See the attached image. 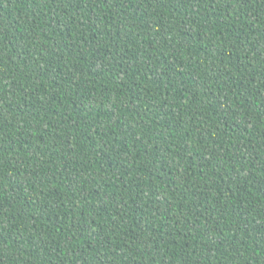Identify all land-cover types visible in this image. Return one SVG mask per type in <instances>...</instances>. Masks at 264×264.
<instances>
[{
  "label": "trees",
  "instance_id": "obj_1",
  "mask_svg": "<svg viewBox=\"0 0 264 264\" xmlns=\"http://www.w3.org/2000/svg\"><path fill=\"white\" fill-rule=\"evenodd\" d=\"M0 264H264V0H0Z\"/></svg>",
  "mask_w": 264,
  "mask_h": 264
}]
</instances>
